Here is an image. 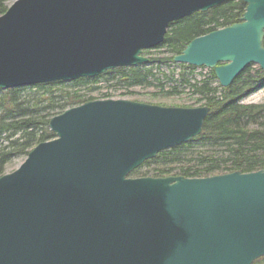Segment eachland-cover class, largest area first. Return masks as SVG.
<instances>
[{"label":"water","instance_id":"obj_1","mask_svg":"<svg viewBox=\"0 0 264 264\" xmlns=\"http://www.w3.org/2000/svg\"><path fill=\"white\" fill-rule=\"evenodd\" d=\"M227 0H14L0 15V88L94 77L146 64L167 25ZM192 38L175 62L228 86L264 71V0ZM207 106L98 99L49 119L0 176V264H251L264 255V169L203 178L129 177L198 135Z\"/></svg>","mask_w":264,"mask_h":264},{"label":"trees","instance_id":"obj_2","mask_svg":"<svg viewBox=\"0 0 264 264\" xmlns=\"http://www.w3.org/2000/svg\"><path fill=\"white\" fill-rule=\"evenodd\" d=\"M6 7L5 0H0V14ZM244 8L245 3L241 0H227L205 12H194L171 22L162 42L156 47L163 48L164 55L149 57L154 70L141 66L116 68L99 76L108 82V87L123 89L121 94L131 95L134 87L154 85V103L159 104L161 98L186 94L183 98L189 103L175 106L209 107L201 132L196 137L160 151L131 171V175L205 177L264 169V101H242L264 87L262 71L253 76L250 74L251 66H247L228 87H220L211 70L207 76L196 77L199 72H195V67L178 64L181 70L175 77L174 70L162 69V66L173 63V56L180 53L192 38L238 22ZM262 44L264 46V37ZM51 84L54 83L47 85ZM96 88L63 91L45 98L40 96L34 101L25 98V88L22 87L0 91V137L4 135L6 139L5 144L0 143V175L14 158H24L35 144L53 137L47 126L51 116L94 99L88 93ZM108 95L103 93V97ZM41 101L46 104L41 105ZM252 264H264V256Z\"/></svg>","mask_w":264,"mask_h":264},{"label":"rangeland","instance_id":"obj_3","mask_svg":"<svg viewBox=\"0 0 264 264\" xmlns=\"http://www.w3.org/2000/svg\"><path fill=\"white\" fill-rule=\"evenodd\" d=\"M14 0H5L6 5H10ZM164 49L163 48H151L143 51V55L147 58L151 57L154 58V56H163L164 55ZM142 67L152 68L154 70V65L147 64L142 65ZM162 69L164 71L168 70H174V76L177 77V73L179 70H181V67H179L177 64L170 63L169 65L162 66ZM199 72V74L196 75V77H200V75L207 76L209 74V69L207 68H197L195 72ZM261 71L259 66L254 64L250 67V74L253 76H256L258 72ZM104 78L98 77L94 81H83V82H74V81H67V82H58L51 85L46 86H29L23 90V95H25V98L36 100L38 97H46L49 95H57L63 91H72L74 89H87L91 86L97 87L94 90L89 91L88 95L90 97L94 98H102L103 93L109 94L108 96L111 98H124V99H132L142 102H152L154 104V85H150L147 87H134L132 89L133 93L131 95L121 94L123 93V89H119L116 87H108ZM116 88V89H115ZM0 91H2L0 89ZM186 94H181L179 96H172L168 98H161L158 100V105L162 106H169V105H179V104H186L189 103L188 100H186L185 97ZM33 98V99H32ZM244 103H258L264 101V87L258 89L257 91L251 93L250 95L246 96L243 100ZM41 105H45V101L40 102ZM33 105V103L31 104ZM0 143L5 144L6 139L4 135L0 137ZM23 157H16L14 158L6 167L5 172H10L14 170L18 165L22 162ZM136 176V175H135Z\"/></svg>","mask_w":264,"mask_h":264}]
</instances>
